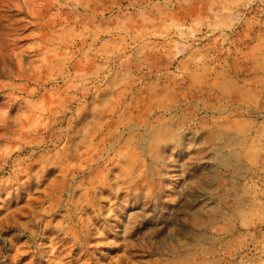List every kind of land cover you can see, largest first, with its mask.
I'll list each match as a JSON object with an SVG mask.
<instances>
[{
	"label": "rangeland",
	"instance_id": "rangeland-1",
	"mask_svg": "<svg viewBox=\"0 0 264 264\" xmlns=\"http://www.w3.org/2000/svg\"><path fill=\"white\" fill-rule=\"evenodd\" d=\"M0 264H264V0H0Z\"/></svg>",
	"mask_w": 264,
	"mask_h": 264
}]
</instances>
